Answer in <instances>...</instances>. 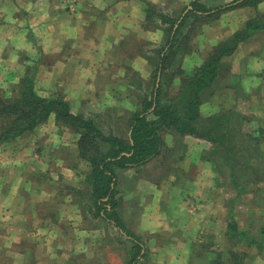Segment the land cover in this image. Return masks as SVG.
Wrapping results in <instances>:
<instances>
[{"label":"crops","instance_id":"crops-1","mask_svg":"<svg viewBox=\"0 0 264 264\" xmlns=\"http://www.w3.org/2000/svg\"><path fill=\"white\" fill-rule=\"evenodd\" d=\"M149 1L158 6L163 2H175ZM190 8L189 5L184 10ZM143 12V0H78L73 13L63 7L62 0H0V45L6 48L8 43H12L18 49L28 51L32 60L47 69L51 87L56 75L67 76L65 85L68 93L73 87L80 89L82 86L83 90L77 92L76 97L72 94L71 100L68 98L72 110L82 111L84 107L101 106L105 102L113 105L111 107H120L126 103L132 109L135 104L130 101L128 90L132 88L131 74L126 75L125 72L118 75L110 66L115 65L116 59L118 66L121 65L117 44L123 32L130 30L138 33L144 40L154 41V34L148 35L146 29H143ZM24 32L34 39L35 46L26 42ZM126 57L132 59L129 61L130 67L139 71L137 75L143 77V81L148 80L152 69L144 59L134 54L130 56L129 53ZM14 59L12 56L9 64L14 67L9 71L2 69L0 74H20L19 65L13 64ZM106 74L117 76V98L112 99L111 94H107L106 100L101 98L102 79L95 80V77L107 76ZM94 81L95 88L92 90L96 93L92 97L87 87L90 88ZM112 81L114 82V78ZM123 90L128 92L124 99L121 96ZM87 95L90 97L87 98ZM90 100L92 102L88 105ZM242 101L247 107L250 106L249 101ZM219 103L209 104L210 114L221 109ZM125 134L116 136H128L127 129ZM68 135L69 132L63 130L52 133L50 144H54L49 146L51 150L49 147L48 149L53 151L57 147L58 156H51L50 159L58 168L56 176L52 175L50 165L37 167L34 163L25 164L23 174L31 178L11 182L10 177L8 178L11 174L5 170L9 169V164L0 165L6 172H3L0 179V187L4 192L0 196V264H88L93 252L104 250L103 243L108 239V234L114 245L121 248L119 244L126 241L124 243H127V249H132V243L128 240L131 236L126 232L118 230L120 233H117L115 228L99 227L94 223L91 227L90 221H96L97 224L101 217L95 211L91 214L90 206L87 205L89 201L87 195H84L82 175L85 165L78 157L76 136L68 140ZM168 136L172 141L168 143L169 140L165 138V142L172 147L173 137L166 135L167 138ZM38 137L37 141H42L41 135L38 134ZM191 139L201 147L200 150H196V147L189 150L190 162L196 160L194 165L187 161L173 163L172 166L171 162L165 163L166 165L162 163L157 168L165 171L162 176L144 174L155 160L153 159L140 168L138 173L135 169L125 171L132 179L137 175V179L128 182L124 193H118L123 205L122 218L125 216L130 234L138 238L147 236L145 242L142 241V250L136 264H186L189 251L202 230H220L218 235L225 230L227 201L232 194L227 184H224V193L222 188H218L212 160L209 162L199 156L203 149H209L213 143L186 135L182 140L185 147L189 146ZM49 150L32 148L30 153L42 159ZM169 165L171 168H168ZM193 168V179H185L186 173ZM64 183L67 184V189L64 187L59 190V185ZM133 198L136 199V204H132ZM146 250L154 252L152 262H143ZM114 252L113 250L109 262L114 264L117 257L120 264L123 255H116ZM128 260L125 259L123 264Z\"/></svg>","mask_w":264,"mask_h":264},{"label":"trees","instance_id":"trees-1","mask_svg":"<svg viewBox=\"0 0 264 264\" xmlns=\"http://www.w3.org/2000/svg\"><path fill=\"white\" fill-rule=\"evenodd\" d=\"M260 1L232 0L214 9H205L195 0L181 19L160 15L168 26L160 48L155 50L154 55L145 57L149 63H156L152 64L154 66L150 72V89L142 94L133 92V88L129 89L130 101L135 105L132 109L123 108L121 111L120 118L129 132L128 136L103 133L91 118L74 113L71 103L61 95L41 98L34 90V76L27 72L24 84L18 86L12 95L0 94V142L34 130L51 114L58 129L67 128L74 133L78 157L85 164L82 175L87 189L83 191L84 195H88V205L93 204L103 227L109 226L131 236L128 240L134 252L126 264H136L142 242L128 232L123 222L122 199L118 197L117 190L118 173H124L127 169H135L138 173L153 159L162 161L160 165L165 164L173 153L181 160L185 156L182 153V147L185 148L182 140L186 135L209 140L220 155V164L213 166L215 182L218 186L227 184L232 196L227 201L226 227L221 234L222 239L219 241L220 230H202L191 247L195 259H190L189 264H194V261H200V264H249V257L250 264H260L256 259H261L264 254V105L259 113L253 114L238 112L235 107L229 108L230 105L223 106L218 112L203 117L200 104L202 95L217 81L221 59L232 54L239 43L249 41L264 30V21L257 14L250 16L240 29L212 47L204 61L190 73L180 66L167 68L174 64L172 61L177 55L186 52L191 41V37L187 36L189 29L185 34L180 31L184 26L191 29V24L186 25V19L194 17L195 28L196 22L208 18L206 14L210 16L214 12L216 15L234 7L254 6ZM143 2L147 19L152 12L155 13L154 7L146 0ZM125 42L124 39L120 41L119 49ZM151 52L153 54L154 50ZM125 69L126 75L131 74V86L141 89L138 83L134 84V80L143 79L130 66ZM165 70H172L169 75L180 82L177 92L168 98L161 88V77ZM247 101L255 111L262 104L257 102V98ZM234 121L240 122L239 128L234 125ZM246 122L253 126L243 131L241 126ZM236 134H241L248 143L242 144ZM166 135H172V147L166 144ZM230 135L233 136L231 142ZM207 157L203 155L201 159L207 160ZM225 166L227 169L224 170ZM136 179L137 175H134L128 182ZM245 209L247 216L243 219L248 221L238 218Z\"/></svg>","mask_w":264,"mask_h":264},{"label":"rangeland","instance_id":"rangeland-1","mask_svg":"<svg viewBox=\"0 0 264 264\" xmlns=\"http://www.w3.org/2000/svg\"><path fill=\"white\" fill-rule=\"evenodd\" d=\"M77 1L78 0H62V4L64 8H66L69 12L73 13L76 9ZM193 1L195 0H185V1L175 0V2L171 1L170 3H165V2H163L162 4L160 3V5L158 6V4L154 5L148 0V2L152 5V7H154L155 13L152 12L151 15H149L148 18L145 19L146 13L143 12L144 17L141 23L143 25V29L148 27L146 28L148 35H151L152 33L154 34L155 36L153 37L155 38L154 41H149L148 39L144 40L138 35V33L131 32L130 30H127L128 32L127 31L123 32L120 41L124 39L126 42L125 44L121 45V49H119L120 41L117 44V51H120L119 54L121 55V60H120L121 65L118 66L117 64L118 59H116L115 65L110 66V69L112 68L115 69L116 70L115 73L118 75L125 74L126 72L125 68L130 66V62L132 61V59H126L127 58L126 56L128 55L129 52L130 56L134 54V55H138L139 57H142L144 59V62L147 64L148 67H150L151 70L152 67L156 65V63L154 64L152 62V64H154L152 65L145 57L149 55H154L155 50H158V48H160L163 42V37L165 36V30L168 26V23L164 22L161 19L160 15L174 19L176 18L181 19V17H183V15H185L186 13V10H184V8L186 6H189L190 3ZM230 1L232 0H197L199 4L204 5L205 9H214L216 7L229 3ZM176 3L177 4L181 3V5L178 6ZM255 5L234 7L229 10H226L225 12L218 13L216 15L214 12V15H210V16H208V14L205 13L206 14L205 17L208 18L196 22L195 28H193L195 22V19H193L194 17H189L188 19H186V25L191 24L192 27L190 26L191 27L190 29L187 28V26H184L182 29H180V31L182 32V34L188 33L190 31L187 34V36L191 37L190 39L191 41L188 43L189 46L187 47V49H185L186 52L181 53L179 56L177 55L175 59L172 61L174 64L168 66L167 68L180 66V68H182L185 72L190 73L193 68H195L204 61L205 57L207 56L208 52L212 49V47H214L220 41L226 39L228 36H230L238 29H240L243 26V24L246 22V19H248L250 16H254L257 14L260 20L264 21V0H261L259 3ZM173 6L175 8H173ZM25 33L27 32H24L23 36H25V38L27 39V40L25 39L26 42L29 45L33 44L35 46L36 42L34 41V39L31 38V36H29L28 33L27 34ZM152 50H154L153 54L151 52ZM116 53L118 55V52ZM12 56H14L15 58L14 59L15 63L13 62V64H18L20 67V74L18 76L11 74L9 75L0 74V94L4 93L7 96L12 95V93L15 92L18 86H22L24 84L27 72L31 73L32 76H34V90L36 94L43 99H47L55 95H61L62 97H64V99L67 100L70 97L71 100L72 94L74 97H76L77 95L76 93L81 92V90H83L82 86L80 87V89L73 87L71 89V92L68 93L66 91V85H65L67 82L66 75H56L57 78L55 79L54 77L52 81L54 85L53 87H51L50 84L51 79H49V76L47 75V69L36 60H32L28 51L24 49L20 50L15 44L12 43H8L6 48L0 45V72L2 69H4V71H7L8 69L14 67L9 65ZM203 57L204 59H202L201 61V58ZM22 65L24 67H22ZM131 70L135 71L134 68H131ZM137 72L139 71H135V73ZM170 72H172V70L171 71L165 70L164 73H162V77H161V88L167 94V98L174 95L177 92L176 90L179 89L180 87L179 80L176 78H172V76L169 75ZM113 78H114V82L112 81ZM98 79L99 81L102 79L101 89L103 91L100 90L101 98H104V100L108 99L107 94H111L112 99L113 97L117 98V94H118V89H117L118 86L116 84L118 80L117 76L113 74L107 76H101V77L96 76L95 80ZM216 80L217 81L215 85L210 87V89L202 95L203 101L200 104V113L203 117L210 115L211 110L209 109V104L211 102H220L219 104L221 108L223 106L230 105L229 108L235 107L234 109L242 113H248V114H253V112L259 113L260 109L264 105V30L259 31L256 34V36L251 37L249 41L246 40L244 42L242 41L241 43H239L237 48L232 54L224 56V58L221 59V66L219 68V73ZM150 82H151V76L149 77L148 80L145 81H137L135 79L134 84L138 83L141 89L137 90L135 89V87H132L133 92L136 91L138 94L145 93V91H148L150 89L148 85V83L150 84ZM172 82L173 85H171ZM93 88H95V81L90 88L87 87V90H89L92 97L96 93V92L94 93V91L92 90ZM235 91H239V92L234 93ZM127 93L128 92L126 90L122 91V95H121L123 97L122 99H124V96ZM225 94H227V97L225 96ZM88 96L89 95H87V98ZM129 96H131V94ZM254 98H257V102L259 103L262 102V104L257 107V111L251 109L249 106L247 107V105H245V103L242 101V99L248 100ZM70 100L68 101L70 102ZM236 100H238V102ZM240 101L244 103V106L243 103ZM91 102L92 100H90V102H88L87 104L89 105L91 104ZM111 106L113 105H108L105 102L101 106L93 105V106H89V108L84 107L82 111L78 109H74L73 112L78 114H84L85 116H87V118H91L96 123L97 127L100 130H102V132L105 134L112 133L114 135H124L126 132V128L123 119L120 118V115L122 114L121 111L123 108L129 109V105L127 106L126 103H123L120 107H114L113 109L114 111L111 110ZM219 110L220 108H218V111ZM234 125L237 128H239L241 124L238 121H234ZM230 126L232 127V122ZM251 126H253L251 123L246 122L245 124L243 123L241 127L243 131H246L249 130V127ZM54 130L55 131L57 130L58 133H60V131L62 130L69 132L68 131L69 129L67 128L58 129L55 124L54 116L51 114L45 122L40 124L34 130L25 132L24 134H21L15 137L14 139L4 140L0 142V165L9 164V169H5L11 174L10 176H8V178L10 177L9 181L14 182V180L16 179L17 180L30 179L31 178L30 176H25V174H23L24 172L23 167H25V164H33V163L37 167H39V165H41V167H46V165L47 166L50 165L49 167L52 168V175L53 176L58 175V168L55 165H53L52 160H50L51 156H55V157L58 156V151H56L57 147H55L53 151H50L51 148L49 147L54 144V143L50 144V140L53 138L52 133L55 132ZM70 132H69L70 135H68V140L72 139L71 137H74V133H70ZM38 134L41 135L42 141L39 142L37 141L39 139ZM165 138L166 140H169L168 143L172 141L171 139H169L171 138L170 136H168V138L165 136ZM236 138L242 144L248 143V141L244 140L241 134H236ZM229 139L231 142L233 136L230 135ZM191 140L192 141L188 143L189 146L186 145L185 148L182 147V151H183L182 153L185 154L186 158L184 157V159L182 158L181 160H179L176 157H174L175 154L173 153L170 160L166 161L165 163L171 162L170 164L172 166L173 163L187 161L188 164L194 165L196 160L195 162L191 163L192 162L190 158L191 153H189V150L191 147H196L197 148L196 150H200L201 147L200 146L198 147V145L193 143L196 142L194 139ZM214 146L215 145L213 144L209 149L207 150L203 149L199 153V156L208 155L207 157L208 159L206 161L210 162L212 160V166L215 167L218 164H220L219 163L220 155L216 152ZM39 147H42L43 151L49 150L48 147L50 148V150L47 153V156L44 155L42 159H38L39 158L38 155L35 157L34 154L31 155L30 153L32 148L37 149ZM27 148L30 149L27 150ZM191 151L193 152L192 149ZM196 155H198L197 152ZM68 157L64 159L65 162ZM213 160L216 162V165L214 164ZM161 162L162 161H159L158 159L151 162L150 165L148 166L146 173L144 172V174L154 173V175L162 176V174L165 171H162V168L160 170L157 169L160 166ZM168 168H171L170 165ZM225 169H227V166L224 167V170ZM5 170L4 167H0V179L2 177L3 172H5ZM194 170H195L194 168L192 170H189L186 173L185 179L192 180L193 179L192 176L193 174H195ZM126 172L124 173L120 172L118 174L117 190L119 193H121V191L122 193H124V188L125 186H127L128 180L131 176V175L129 176L128 175L129 173ZM31 181L34 180L31 179ZM64 187L65 189H67L66 183L60 184L59 190L63 189ZM218 188L220 189L222 188L224 193V189H225L224 185L223 186L220 185L218 186ZM228 188L230 190V193H232V190L230 189L229 186ZM86 189L87 188H85L84 191H86ZM62 191H60L59 193L62 194ZM2 193L4 194V192H2V189L0 187V196L2 195ZM131 201H134V203L132 204H136L137 202L136 199L134 198ZM90 210H91V214H93L95 210L93 209V204H90ZM246 216L247 214L245 209L243 210V214L238 218L242 219L243 221L245 220L248 221V219H243ZM124 219L123 222L125 223L126 221ZM101 222H102L101 220L100 221L97 220V224H96V221H90V224L91 227L93 226V223L96 226L101 227V225H103ZM115 232L118 233L119 231L115 229ZM219 236H220L219 237V241H220L222 238L221 235ZM107 237L108 239H106V241L103 243L104 250L102 252L98 251L97 253L93 252L90 255V258L88 259L89 261L88 264H100V263L111 264L109 260H111V256L113 255L112 254L113 250L115 251L114 253L116 255L117 254L123 255L120 264H123L125 259L128 260L133 255L134 251L132 249L130 251L127 249V243H124L126 241H124L123 244H119V246L121 247L119 248L118 246L114 245V243L112 242V237L109 234ZM145 237L147 236L140 237L141 242L142 241L143 243L145 242L146 240ZM108 254L110 255L109 258H108ZM153 257H155L154 252L152 253L151 251L146 250V252H144L142 259H145L143 260V262L144 261L152 262ZM250 258L251 257H249V259ZM260 258L261 259H256V261H258L260 264L261 263L264 264V254H262ZM190 259H195V253H193L192 251H189V256L187 257L186 264H189ZM249 259L247 261L250 264ZM83 261H85V259ZM114 261H115L114 264H118L119 260L116 257ZM194 264H200V261H194Z\"/></svg>","mask_w":264,"mask_h":264}]
</instances>
